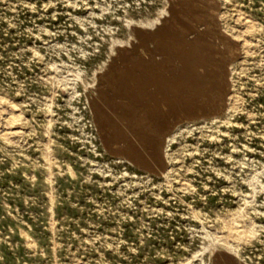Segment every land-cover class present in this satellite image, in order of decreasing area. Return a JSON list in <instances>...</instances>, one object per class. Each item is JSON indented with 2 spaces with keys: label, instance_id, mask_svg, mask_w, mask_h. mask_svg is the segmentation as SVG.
Segmentation results:
<instances>
[{
  "label": "rangeland",
  "instance_id": "1",
  "mask_svg": "<svg viewBox=\"0 0 264 264\" xmlns=\"http://www.w3.org/2000/svg\"><path fill=\"white\" fill-rule=\"evenodd\" d=\"M0 264H264V0H0Z\"/></svg>",
  "mask_w": 264,
  "mask_h": 264
},
{
  "label": "bare ground",
  "instance_id": "2",
  "mask_svg": "<svg viewBox=\"0 0 264 264\" xmlns=\"http://www.w3.org/2000/svg\"><path fill=\"white\" fill-rule=\"evenodd\" d=\"M245 21H246V20H245ZM247 22H248V21H247ZM247 22H246V24H247ZM250 23H251V22H250ZM248 24H249V22H248ZM169 62L171 63V60H168V61H167V63H169ZM166 77H167V76H166ZM169 80H170V79H169ZM179 81H180V80H179ZM179 85H180V84H179ZM179 85H178V86H179ZM185 85H186V84H185ZM156 91H157V90H156ZM162 92H163V91H162ZM225 94H226V93H225ZM158 95H159V94H158ZM172 95H173V94H172ZM159 96H160V95H159ZM166 98H167V96H166ZM171 99H172V98H171ZM167 101H168V100H167ZM163 103H164V102H163ZM9 105H10V104H9ZM10 107H11V106H10ZM14 107H15V106H14ZM14 107H13V108H14ZM11 110H12V109H11ZM14 110H15V109H14ZM13 112H14V111H13ZM8 116H9V115H8ZM15 116H16V115H11V114H10V116H9L8 119L10 120V118L12 119V118H14ZM16 118H17V117H16ZM6 119H7V118H6ZM19 119H20V118H19ZM12 121H13V120H12ZM14 121H15V119H14ZM13 128H14V127H13ZM9 129H10V128H9ZM9 129H8V131L11 130V129H10V130H9ZM8 131H7V132H8ZM13 131H14V130H13ZM16 131H17V130H16ZM18 131H19V130H18ZM7 132H6V134H7ZM14 133H15V132H14ZM16 134H17V132H16ZM236 228H238V227H236ZM242 230H243V229H242ZM227 232H228V230H227ZM237 232H238V231L233 230V229H230V230H229V233H230V234H235V233H237ZM239 232H240V230H239ZM235 235L239 236L238 234H235ZM225 236L228 237L229 235L227 236V234H226ZM226 237H224L225 240H227ZM225 240H224V241H225Z\"/></svg>",
  "mask_w": 264,
  "mask_h": 264
}]
</instances>
